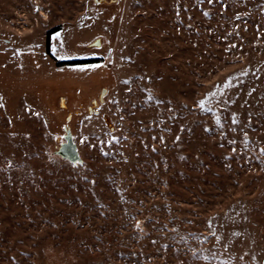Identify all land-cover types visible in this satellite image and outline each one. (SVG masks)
I'll use <instances>...</instances> for the list:
<instances>
[{
    "label": "rangeland",
    "instance_id": "374dc122",
    "mask_svg": "<svg viewBox=\"0 0 264 264\" xmlns=\"http://www.w3.org/2000/svg\"><path fill=\"white\" fill-rule=\"evenodd\" d=\"M262 149L264 0H0V264H264Z\"/></svg>",
    "mask_w": 264,
    "mask_h": 264
},
{
    "label": "water",
    "instance_id": "95a60500",
    "mask_svg": "<svg viewBox=\"0 0 264 264\" xmlns=\"http://www.w3.org/2000/svg\"><path fill=\"white\" fill-rule=\"evenodd\" d=\"M65 139L66 142L62 144L58 155L74 163L81 161L77 146L74 143L73 136L70 131H67Z\"/></svg>",
    "mask_w": 264,
    "mask_h": 264
},
{
    "label": "trees",
    "instance_id": "16d2710c",
    "mask_svg": "<svg viewBox=\"0 0 264 264\" xmlns=\"http://www.w3.org/2000/svg\"><path fill=\"white\" fill-rule=\"evenodd\" d=\"M57 30H52L49 32L47 37V46L46 50L50 53V37L56 33ZM100 60L98 59H90V60H74V61H65V62H58V66H70V65H83V64H91V63H98Z\"/></svg>",
    "mask_w": 264,
    "mask_h": 264
},
{
    "label": "snow or ice",
    "instance_id": "6c2138e0",
    "mask_svg": "<svg viewBox=\"0 0 264 264\" xmlns=\"http://www.w3.org/2000/svg\"><path fill=\"white\" fill-rule=\"evenodd\" d=\"M37 10H39L38 8H37ZM60 36V33H56V37H59ZM94 67V66H93ZM225 86H230V84L228 83V81L226 80L225 81ZM216 95V93L215 92H210V93H208L203 99H201L200 101H199V105H200V107L201 108H203V107H205L206 105H207V103L209 102V98L210 97H214ZM262 151H264V149H262ZM209 224H211V222H209ZM213 235H214V233H213ZM237 235H238V233H237ZM204 239H207V237H204ZM203 259L204 260H211V259H213V256H211V255H206V256H204L203 257Z\"/></svg>",
    "mask_w": 264,
    "mask_h": 264
},
{
    "label": "flooded vegetation",
    "instance_id": "af4514ba",
    "mask_svg": "<svg viewBox=\"0 0 264 264\" xmlns=\"http://www.w3.org/2000/svg\"><path fill=\"white\" fill-rule=\"evenodd\" d=\"M90 60V59H89Z\"/></svg>",
    "mask_w": 264,
    "mask_h": 264
}]
</instances>
